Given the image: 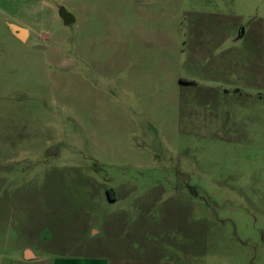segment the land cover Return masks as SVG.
Here are the masks:
<instances>
[{"label": "rangeland", "instance_id": "rangeland-1", "mask_svg": "<svg viewBox=\"0 0 264 264\" xmlns=\"http://www.w3.org/2000/svg\"><path fill=\"white\" fill-rule=\"evenodd\" d=\"M0 264H264V0H0Z\"/></svg>", "mask_w": 264, "mask_h": 264}, {"label": "water", "instance_id": "water-1", "mask_svg": "<svg viewBox=\"0 0 264 264\" xmlns=\"http://www.w3.org/2000/svg\"><path fill=\"white\" fill-rule=\"evenodd\" d=\"M62 16H63L66 24H70V23H73L75 21V17L72 15V13H70L66 10L62 11ZM10 26H11V29L15 35L20 37L22 40L25 39V36L27 34V29H24V28L20 27L17 24H14V23H12ZM31 254H32V251H30V250L26 251V257L27 258H30ZM33 256L34 255H32V257Z\"/></svg>", "mask_w": 264, "mask_h": 264}, {"label": "crops", "instance_id": "crops-1", "mask_svg": "<svg viewBox=\"0 0 264 264\" xmlns=\"http://www.w3.org/2000/svg\"><path fill=\"white\" fill-rule=\"evenodd\" d=\"M13 23V22H12ZM11 23V24H12ZM10 24V25H11ZM15 24V23H14ZM17 25H19V24H17ZM20 27H22V28H24L23 26H21V25H19ZM24 29H26V28H24ZM13 33V32H12ZM14 34V33H13ZM15 35V34H14ZM18 39H20V40H22L20 37H18L17 35H15ZM30 37V33H29V31L27 30V34H26V36H25V39H23L22 41H26L28 38Z\"/></svg>", "mask_w": 264, "mask_h": 264}, {"label": "trees", "instance_id": "trees-1", "mask_svg": "<svg viewBox=\"0 0 264 264\" xmlns=\"http://www.w3.org/2000/svg\"><path fill=\"white\" fill-rule=\"evenodd\" d=\"M109 195H110L111 198H113V194L110 193Z\"/></svg>", "mask_w": 264, "mask_h": 264}]
</instances>
